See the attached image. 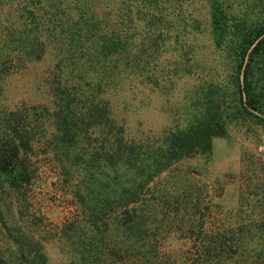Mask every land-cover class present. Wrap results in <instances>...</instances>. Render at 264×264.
Segmentation results:
<instances>
[{"label": "trees", "instance_id": "obj_1", "mask_svg": "<svg viewBox=\"0 0 264 264\" xmlns=\"http://www.w3.org/2000/svg\"><path fill=\"white\" fill-rule=\"evenodd\" d=\"M175 1L0 0V90L8 76L52 55L50 101L35 108L43 112L40 140L78 209L60 228L66 264H264V191L256 189L248 221L214 229L195 192L155 185L175 163L210 154L232 122L264 115V0H250L230 14L229 28L215 29L217 48L234 63L230 100L216 79L204 80L185 123L156 136L130 134L117 111H128L137 84L160 85L171 42L173 76L185 70L186 19L167 12ZM29 120L17 107L0 112V157L7 151L19 163L12 178L0 174V264H49L26 198Z\"/></svg>", "mask_w": 264, "mask_h": 264}, {"label": "rangeland", "instance_id": "obj_2", "mask_svg": "<svg viewBox=\"0 0 264 264\" xmlns=\"http://www.w3.org/2000/svg\"><path fill=\"white\" fill-rule=\"evenodd\" d=\"M249 2L178 0L175 1V8L167 9V12L178 13L186 19L182 27L188 32V38L181 59V68L185 72L178 73L180 78L173 76L177 60L171 42L160 57L159 62L164 69L160 85L137 84L129 94L128 111L122 114L121 107L117 109L119 114L126 116L130 134L156 136L163 130L182 126L193 107L195 91L201 88L204 80L216 79L228 92L225 93L227 100L231 99L234 63L231 55L217 48L219 39L215 29L218 25L229 28L233 23L232 16L240 15L241 9ZM218 9L223 16L217 15ZM249 10L253 12L251 8ZM230 14L233 15L229 17ZM254 15L253 12L250 17ZM51 63L52 55L47 54L42 61L8 76L0 90V112L17 107L30 119L35 146L26 164L34 172L32 183L27 186L32 188L26 198L30 212L37 211L31 219L34 221L32 228L43 239L49 264H66L70 250L61 242L60 228L77 216L78 209L66 187H63V172L58 160L40 140L43 112L35 108L50 101L46 74ZM192 65L194 68L190 70ZM255 114L260 118L247 115L229 124L225 137L213 139L210 154L183 159L172 165L156 179V187H175L180 193L195 192L202 205L210 206L207 220L211 228H218L224 223L248 221L251 218L250 206L258 202L256 189L264 191V115ZM48 129L52 130V127ZM9 154L7 151L1 154L2 171H6L12 163L5 158ZM18 169L17 162L14 173Z\"/></svg>", "mask_w": 264, "mask_h": 264}, {"label": "water", "instance_id": "obj_3", "mask_svg": "<svg viewBox=\"0 0 264 264\" xmlns=\"http://www.w3.org/2000/svg\"><path fill=\"white\" fill-rule=\"evenodd\" d=\"M15 166H16V162H12L6 171L0 170V174L8 178H12Z\"/></svg>", "mask_w": 264, "mask_h": 264}]
</instances>
